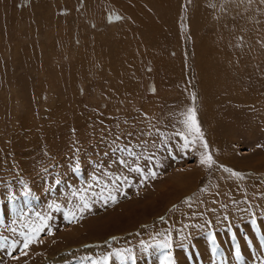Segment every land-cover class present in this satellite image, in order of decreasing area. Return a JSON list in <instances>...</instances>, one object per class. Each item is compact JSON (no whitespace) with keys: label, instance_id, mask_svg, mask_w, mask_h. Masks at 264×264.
<instances>
[{"label":"rangeland","instance_id":"rangeland-1","mask_svg":"<svg viewBox=\"0 0 264 264\" xmlns=\"http://www.w3.org/2000/svg\"><path fill=\"white\" fill-rule=\"evenodd\" d=\"M166 253L264 264V0H0V264Z\"/></svg>","mask_w":264,"mask_h":264},{"label":"snow or ice","instance_id":"snow-or-ice-1","mask_svg":"<svg viewBox=\"0 0 264 264\" xmlns=\"http://www.w3.org/2000/svg\"><path fill=\"white\" fill-rule=\"evenodd\" d=\"M193 112H194V110H193ZM191 119H192L193 121L195 120L194 115L191 117ZM185 123H188V121L186 120ZM196 132H197V133H200V130H199L198 125H197V127H196ZM177 135H181V134L178 133ZM200 138L202 139V135L200 136ZM195 143H196L195 140H190V139H188V138L185 137V139H184V150H185V152H187V150L189 149V147L192 146V145H194ZM204 146L207 147V142H206V141H204ZM149 159H151V157H149ZM211 162H212V157H211V155H209V156L207 157V161H205V160H203V159L201 160V163H209V164H211ZM134 170H135L136 172H142V171H143V169H141V168H139V167H137V168L134 169ZM148 175L156 176L157 173H156V171L153 169V170H151L149 173H147V174L145 175V178H147ZM109 198L112 199V200H115V197L111 196V194H110ZM107 202H108V200L105 199V203H107ZM83 210H84V209H81V212H82ZM69 214L73 217V219L76 218L75 213H71V212H70ZM43 227H44V226H43V224H42L41 227L38 228V229H35L34 232H35V231H42V230H43ZM24 236H25V240H24V243H23V245H22V249H27V248L30 246V244L32 243V239L29 238L28 233H25ZM18 244H19L18 241H13V242H12V245H10L9 247H13V250H15V247H14V246H16V245H18ZM161 247L169 248L170 246H169L167 243H165V244L161 245ZM121 258H122V259H128L127 257H123V256H121ZM132 259L134 260L135 258H132ZM171 261H172V257H171V255L168 254V253H166V254H165V257H164V261L162 262V264H166V262H171ZM93 264H98V262L93 261Z\"/></svg>","mask_w":264,"mask_h":264},{"label":"bare ground","instance_id":"bare-ground-1","mask_svg":"<svg viewBox=\"0 0 264 264\" xmlns=\"http://www.w3.org/2000/svg\"><path fill=\"white\" fill-rule=\"evenodd\" d=\"M113 17V16H112Z\"/></svg>","mask_w":264,"mask_h":264}]
</instances>
